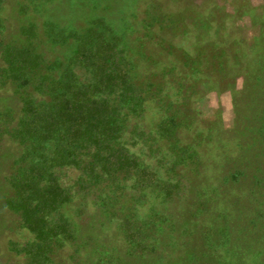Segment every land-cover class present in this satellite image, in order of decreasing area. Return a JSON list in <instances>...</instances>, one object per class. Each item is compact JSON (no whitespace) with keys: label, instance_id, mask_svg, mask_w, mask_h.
Returning a JSON list of instances; mask_svg holds the SVG:
<instances>
[{"label":"rangeland","instance_id":"obj_1","mask_svg":"<svg viewBox=\"0 0 264 264\" xmlns=\"http://www.w3.org/2000/svg\"><path fill=\"white\" fill-rule=\"evenodd\" d=\"M177 12L180 27L158 36L154 17L177 20ZM103 20L108 37L127 40L134 82L154 84L126 134L148 171L91 184L75 167L59 169L73 198L50 221L67 219L73 238L60 239L49 264H264V62L256 58L264 57V0H0V42L31 44L66 64L77 41L64 37L99 30ZM29 25L33 36L21 32ZM72 67L82 81L92 78L83 62ZM21 108L8 83L0 97V264H31L34 234L6 205L25 146L2 131ZM164 114L179 125V141L159 139Z\"/></svg>","mask_w":264,"mask_h":264},{"label":"trees","instance_id":"obj_2","mask_svg":"<svg viewBox=\"0 0 264 264\" xmlns=\"http://www.w3.org/2000/svg\"><path fill=\"white\" fill-rule=\"evenodd\" d=\"M175 18L171 21L164 14H157L153 19L161 27L157 35L180 27L178 20L183 18L178 12ZM107 30L112 31L103 20L99 30L91 28L82 35L65 36V40L77 41L74 55L66 64L48 59L31 44L0 42V97L2 88L13 83L22 103L18 121L12 126L7 120L2 134L25 146L11 179L15 196L8 197L6 205L21 216L23 226L34 234L28 244L31 264H49L60 239L73 238L67 219L50 221L73 198L60 181L59 169L75 167L91 184L118 174L127 176L134 169L142 177L148 171L127 147L126 134L129 119L141 118L147 111V104L154 97L150 95L154 84L134 82L126 38L122 40L114 34L108 37ZM21 32L33 36L35 27H23ZM256 58L258 63L264 62L261 53ZM75 61L91 69L89 81L78 77L72 67ZM257 83L264 89V76ZM9 117L14 119L10 114ZM167 121L164 114L156 123L160 127L159 139L178 140L179 125L174 119ZM166 191L171 196V190Z\"/></svg>","mask_w":264,"mask_h":264}]
</instances>
